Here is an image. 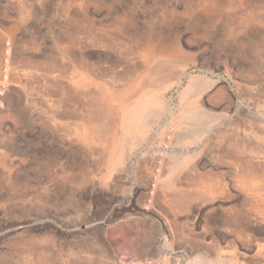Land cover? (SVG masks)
Listing matches in <instances>:
<instances>
[{"label": "rangeland", "instance_id": "rangeland-1", "mask_svg": "<svg viewBox=\"0 0 264 264\" xmlns=\"http://www.w3.org/2000/svg\"><path fill=\"white\" fill-rule=\"evenodd\" d=\"M0 264H264V0H0Z\"/></svg>", "mask_w": 264, "mask_h": 264}]
</instances>
